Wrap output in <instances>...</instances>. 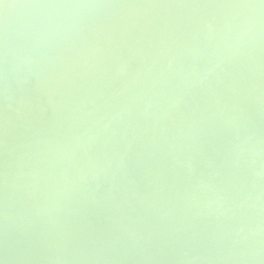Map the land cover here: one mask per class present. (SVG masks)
<instances>
[{
    "label": "bare ground",
    "instance_id": "bare-ground-1",
    "mask_svg": "<svg viewBox=\"0 0 264 264\" xmlns=\"http://www.w3.org/2000/svg\"><path fill=\"white\" fill-rule=\"evenodd\" d=\"M2 20L0 7V69ZM248 20L257 27L236 49ZM40 23L55 27L41 38L23 27ZM8 62L7 234L0 85V264H56L58 248L88 247L102 234L126 247L206 238L199 243L221 254L195 264H264V9H11ZM165 256L160 264L185 260Z\"/></svg>",
    "mask_w": 264,
    "mask_h": 264
},
{
    "label": "snow or ice",
    "instance_id": "snow-or-ice-1",
    "mask_svg": "<svg viewBox=\"0 0 264 264\" xmlns=\"http://www.w3.org/2000/svg\"><path fill=\"white\" fill-rule=\"evenodd\" d=\"M60 4H41V3H27V2H17V0H0V7H2V25L3 34H6L7 24H8V9H34L40 7H50ZM236 4L229 3H171V4H146V5H117L121 7H158V8H178V9H224L229 6H234ZM259 6V8L264 9V0H259V4H252ZM137 43H140L138 41ZM150 43V42H148ZM4 127V140H3V172H2V182L4 189V204L5 212H7V192H8V177H9V163H8V119L7 111L5 109V117L3 122ZM134 212L136 209H132ZM178 231V230H177ZM155 236L156 233H151ZM123 238V237H121ZM127 238L136 239V233L131 232L127 234ZM181 237L172 235L168 238L167 242L160 243L157 245L149 244L148 247L132 246L126 247L117 244L115 240L104 239L103 234L99 238L98 243H92L88 247L84 248H67L61 247L57 249V252L61 255L66 254H82V253H95L101 255H118L126 253H143L145 255H170L177 254L180 256L187 257L183 264H195L199 260H211L216 256L221 254L222 250L215 247L206 246L199 243L200 237H188L185 244L181 247L177 245V241Z\"/></svg>",
    "mask_w": 264,
    "mask_h": 264
},
{
    "label": "clouds",
    "instance_id": "clouds-1",
    "mask_svg": "<svg viewBox=\"0 0 264 264\" xmlns=\"http://www.w3.org/2000/svg\"><path fill=\"white\" fill-rule=\"evenodd\" d=\"M114 7H121L117 5H111V4H60L56 6H50V7H40V8H34V9H106V8H114ZM228 9H255L259 8V6H255L252 4H236L234 6L227 7ZM9 10L8 9V24L6 29V34H4V52H3V68L0 69V85H2V91H3V100H4V106L5 109H7L8 106V91H9V79L12 74V70L9 68V62H8V36H9ZM24 29L26 31H32L35 32L37 38L45 37L48 32L52 30L55 25L51 23H40V24H25ZM257 27V22L253 20H248L244 24L239 26V32L236 36V39L234 41V47L236 49H239L241 46L242 38L245 35H248L253 32V30ZM220 67V62L215 64L213 67L209 68L207 73L204 75V79L207 78V75L211 74L216 70V68ZM115 117H108L107 119L109 122H111L112 119ZM108 125H104V129L107 130ZM90 132V130H89ZM89 132H85L82 134V137H86L89 135ZM96 135H99V133H96ZM82 137L76 138V145L78 147H84V142ZM239 148V145L237 146ZM216 200L215 203L223 207L224 197L222 194L217 192L216 194ZM210 204L206 202L204 204V207H209ZM7 220H8V214L4 211V230L7 234ZM243 232V229H239L237 231V235L239 236L240 233ZM53 257H50V259H53L56 261V264H65L66 261H75L77 264H137L138 261H142L143 264H160L161 261H164L168 259L165 255H145L142 252L141 253H126V254H118V255H101V254H95V253H82V254H66L61 255L57 252ZM25 259H35V257H24ZM181 259H188L187 257L181 256Z\"/></svg>",
    "mask_w": 264,
    "mask_h": 264
},
{
    "label": "water",
    "instance_id": "water-1",
    "mask_svg": "<svg viewBox=\"0 0 264 264\" xmlns=\"http://www.w3.org/2000/svg\"><path fill=\"white\" fill-rule=\"evenodd\" d=\"M107 109L105 108L103 111H101V113H100V117H104V115L106 114V113H108V111H106Z\"/></svg>",
    "mask_w": 264,
    "mask_h": 264
}]
</instances>
